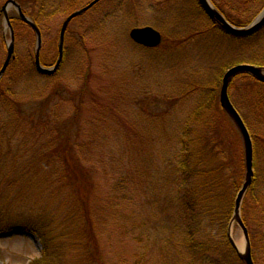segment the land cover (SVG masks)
<instances>
[{"label": "rangeland", "instance_id": "1", "mask_svg": "<svg viewBox=\"0 0 264 264\" xmlns=\"http://www.w3.org/2000/svg\"><path fill=\"white\" fill-rule=\"evenodd\" d=\"M17 1L39 18L41 62L51 66L64 19L91 0ZM215 1L248 23L264 8V0ZM144 25L161 32L158 46L130 38L133 27ZM67 33L64 60L51 75L32 64L36 36L28 27L15 38L16 58L0 80V172L16 182L0 193V215L54 219L59 238L47 256L55 264H178L180 251V264H245L219 236L225 216L237 248L244 244L232 220L242 185L229 187L233 164L222 172L225 203L211 200L214 222L197 233L210 249L186 252L176 239L192 218L186 162L206 155L212 165L244 155L242 137L220 105V84L230 64L264 61L263 33H225L197 0H100L73 18ZM9 40L1 13L0 68ZM229 94L253 138L255 182L241 215L255 264H264V84L240 74ZM65 147L80 171L67 168ZM200 208L208 212L209 205ZM43 251L36 234L0 230V264H30Z\"/></svg>", "mask_w": 264, "mask_h": 264}, {"label": "trees", "instance_id": "2", "mask_svg": "<svg viewBox=\"0 0 264 264\" xmlns=\"http://www.w3.org/2000/svg\"><path fill=\"white\" fill-rule=\"evenodd\" d=\"M212 1L217 6V8L222 11V13L225 15V17L230 22H232L233 24L239 25V26L248 24V21L246 22V21L233 19L227 13V11L224 10V7L221 4L216 3L215 0H212ZM0 11H1V9H0ZM23 12L25 14H27L39 26L40 29H42V25L40 24V20L37 16L32 15V13L27 11V9L23 10ZM9 17H10L11 23H12L13 28H14L15 38L19 35L23 26H27L28 29L30 30L31 34H32V37L33 38L35 37V33H34L33 29L30 27L29 24H27L26 22H24L20 18V16L18 15V13L15 9H12L11 11H9ZM67 32H68V29H67ZM260 33H263V35H264V26L261 29H259L256 33H254L253 35L248 36V37H252V36L254 37ZM67 34L68 33H66V35ZM34 40L36 41V37L34 38ZM34 57H35V54H34V56H32V64L35 66ZM15 58H16V55L14 54V57L11 60V62ZM245 61H246L245 63H253V64L264 66V61L260 62V63L249 62V60H245ZM233 64H236V63H233ZM233 64H230L229 66H231ZM10 69H11V63L9 65V67L7 68L6 73L10 72ZM244 75L251 77L248 74H244ZM251 78H253V77H251ZM254 80H256V79H254ZM260 83H262V82H260ZM262 84H264V83H262ZM6 98H9V96L7 95ZM211 104H212V101H211ZM216 152H217V150L215 151V153ZM194 154H195L194 152H188L186 154V157H188V158L193 157ZM64 160L67 163V168H68V166H70V168L73 167L72 172H78L81 170V169H76L73 166L74 165L73 162L76 159L73 156L72 152L68 148L66 149V147L64 148ZM190 162L191 161L189 159V164H190ZM244 162H245L244 161V155L241 151L238 154L234 155L230 160H227L225 162L224 161L218 162V163L216 162V163H213L212 165H210L209 161L206 159V155H202V158L197 159L193 164L189 165L186 162V164H187L186 169L189 171L187 178L191 182V183L190 182L187 183V192H188L187 195L189 197L186 198V204H187L186 206L192 209V212H189L191 214L190 217H192V218L189 219V221L187 223V230L185 231V230L181 229L179 234H178V239H176L179 241V243L182 246L181 250H184L186 252L190 251V253H194V254L197 252L198 254H200L201 251H204V247L207 249L208 248L210 249L208 241L197 233H200L202 226L204 228L208 229V228H210V226H212V224L214 222V213L209 212V211H213L215 209L214 205L210 207V202H212L211 200L217 199V201L219 203H221V202L225 203V201L228 197L223 193L224 191L221 192L223 187H225V186L228 187V185H226V183L224 181V176H223L222 172L224 170L228 171V168L231 164L234 165V168L231 171V173H232L231 175H234L235 179H234V182L229 187H232V188L236 187L237 188L243 182L241 180H242L243 173L245 170L244 169V165H245ZM204 163H206V166H207V163H209L208 168L204 167V168L200 169L202 167V165H204ZM200 170H201V172H200ZM199 172L202 174L200 176L201 177L200 182H198L199 178L196 176ZM8 176H9V173H8ZM195 178H197V179H195ZM15 180L16 179L12 178V177L7 178V175L5 173L3 174L2 172H0V184H1L0 193H1V191L3 192V191H5V189H8L9 185L16 182ZM254 180H253L252 185L248 189L249 191L252 190L254 187L253 186L254 182H255ZM198 186L201 187V190L199 192L197 190ZM196 193H198V194L196 195ZM245 197L243 199L242 208H245V205H243L245 202ZM205 204L209 205L208 212H206V210H201V208H200L202 205H205ZM215 205H217V204H215ZM220 206H222V205H220ZM197 216H200V218H201L199 221L196 219ZM226 219H227V217L224 216V217L220 218V220H219V226H221L219 236L225 241L229 239V237L227 238L228 228L226 225ZM53 220L54 219H52L51 217L42 218L41 216H32V215H30V216L29 215H27V216H21V215L19 216L18 215L17 217H12V219L10 217L0 215V230H8V229H20L21 230L22 229V230H27L33 234H36L43 244L44 251L40 257L34 259L30 264H55L54 258L50 259L47 256L48 251L50 250V247H52L53 244L56 245V243H57L58 234H56L54 231L55 227H54V221ZM244 221H245V219H244ZM263 236H264V234H263ZM228 241L230 242V240H228ZM177 254H178V255H176L177 256V263L180 264L183 262L184 256L181 253V251L178 252ZM45 257L48 260L45 259ZM253 259L255 261L254 253H253Z\"/></svg>", "mask_w": 264, "mask_h": 264}, {"label": "water", "instance_id": "3", "mask_svg": "<svg viewBox=\"0 0 264 264\" xmlns=\"http://www.w3.org/2000/svg\"><path fill=\"white\" fill-rule=\"evenodd\" d=\"M98 1L99 0H92L82 8L77 9L72 13H70L64 19L62 26L60 28L57 60L52 66H45L40 61L42 32L39 26L28 15H26L23 12L20 3H18L17 0H6L5 3L2 5L1 12L4 14L8 22V27L10 31V40L7 41V55L0 68V79L4 75L5 71L7 70L10 64V61L14 57L15 33L8 14V11L11 7H14L17 10L21 19L26 23H28L35 31L36 34L35 65L37 70L44 74H54L59 69L64 58L65 33L70 21L74 17L90 9ZM199 2L202 8L205 10V12L214 21L217 22L220 28H222L226 33L232 36L246 37L252 35L256 31H258L261 27L264 26V8L250 23L244 26H239L231 23L225 17V15L213 4L211 0H199ZM129 35L134 42L147 47L158 46L162 41L161 32L151 25L135 26L130 30ZM243 73L250 74L257 80L264 82V66H260L252 63L235 64L229 67L222 76L220 91H219V101L223 109L226 111V113L229 115V117L236 125L244 144L245 178L235 199L234 214L232 219L237 221L238 225L242 228L243 231L244 244L242 250L241 249L239 250L237 248V245L235 244L234 239L231 236V230H228V236L232 245L237 249L239 257L245 262V264H255L252 255V245H251L249 229L245 224L241 215V206L243 203V199L254 179V173H255L254 146L250 131L243 117L236 109L229 96V85L231 81L235 78V76Z\"/></svg>", "mask_w": 264, "mask_h": 264}, {"label": "bare ground", "instance_id": "4", "mask_svg": "<svg viewBox=\"0 0 264 264\" xmlns=\"http://www.w3.org/2000/svg\"><path fill=\"white\" fill-rule=\"evenodd\" d=\"M238 248L242 250L243 244L242 243H238Z\"/></svg>", "mask_w": 264, "mask_h": 264}]
</instances>
